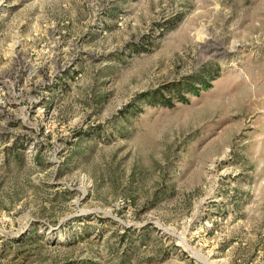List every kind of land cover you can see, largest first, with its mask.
I'll use <instances>...</instances> for the list:
<instances>
[{"label":"rangeland","instance_id":"obj_1","mask_svg":"<svg viewBox=\"0 0 264 264\" xmlns=\"http://www.w3.org/2000/svg\"><path fill=\"white\" fill-rule=\"evenodd\" d=\"M90 263L264 264V0H0V264Z\"/></svg>","mask_w":264,"mask_h":264},{"label":"trees","instance_id":"obj_2","mask_svg":"<svg viewBox=\"0 0 264 264\" xmlns=\"http://www.w3.org/2000/svg\"><path fill=\"white\" fill-rule=\"evenodd\" d=\"M205 69H203V71H201V73L203 74V75H201L200 76V78L199 79H197V84H199L198 85V87H196L195 86V83L193 84L191 81H193L192 80V78H190V80L188 81H186L185 82V84H183L182 86H184V87H189V89L188 90H191L193 93H194V95H199V93H200V89L201 90H208V89H210L211 87H212V81L215 79V77H211V78H209L208 79V77H210V73H208V71H206ZM195 78V77H194ZM177 88V89H176ZM179 89V85H178V87H175V90H176V92H177V96L179 97V100L180 101H182V102H186V99L185 98H183L182 97V95L180 94V90H178ZM155 94L154 93H152V95H150L151 97L152 96H154ZM168 105H172L173 103H172V101L171 100H169L168 101V103H167ZM90 264H92V263H90Z\"/></svg>","mask_w":264,"mask_h":264}]
</instances>
